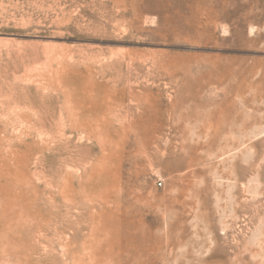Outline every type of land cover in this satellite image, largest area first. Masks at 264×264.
<instances>
[{
	"label": "rangeland",
	"instance_id": "1",
	"mask_svg": "<svg viewBox=\"0 0 264 264\" xmlns=\"http://www.w3.org/2000/svg\"><path fill=\"white\" fill-rule=\"evenodd\" d=\"M0 264H264V0H0Z\"/></svg>",
	"mask_w": 264,
	"mask_h": 264
}]
</instances>
